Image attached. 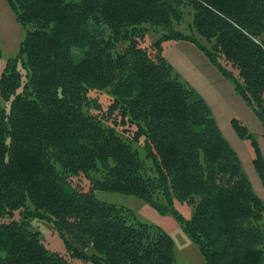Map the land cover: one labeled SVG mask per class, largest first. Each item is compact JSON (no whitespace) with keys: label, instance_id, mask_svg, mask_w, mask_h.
Instances as JSON below:
<instances>
[{"label":"trees","instance_id":"trees-1","mask_svg":"<svg viewBox=\"0 0 264 264\" xmlns=\"http://www.w3.org/2000/svg\"><path fill=\"white\" fill-rule=\"evenodd\" d=\"M6 2L25 35L0 75V264H175L170 236L95 191L171 212L207 264H264V201L163 56L167 43L194 46L264 128V0ZM149 29L160 35L143 46ZM101 92L104 110L91 98ZM173 201L191 206L187 220ZM35 219L65 255L45 248Z\"/></svg>","mask_w":264,"mask_h":264},{"label":"rangeland","instance_id":"rangeland-1","mask_svg":"<svg viewBox=\"0 0 264 264\" xmlns=\"http://www.w3.org/2000/svg\"><path fill=\"white\" fill-rule=\"evenodd\" d=\"M187 17L188 15L179 25H175L177 30L187 33L185 31L189 18ZM24 35V27L16 21L6 0H0V75L7 60L17 56ZM159 35L149 29L146 31L142 45H150ZM163 56L178 78L205 101L222 137L236 153L241 170L250 182L253 192L264 201V182L258 172H264V128L252 109L234 91L233 84L189 43H167L163 48ZM91 98L94 99V103L101 106L102 110L110 102V97L104 92L93 94ZM0 105H3L1 100ZM235 120L245 126L251 138L243 139L239 136L241 129L237 127ZM72 183L84 190L89 185L85 178ZM94 195L100 201L129 209L140 222L159 228L170 236L173 241L175 264H207L198 246L186 235L180 222L171 212L161 214L150 202L124 193L95 191ZM159 202L163 201L159 200ZM173 208L183 220L189 218L191 212L189 204L173 201ZM259 223L264 224V217ZM33 227L39 231L46 249L58 254H66L65 245L52 223L35 219ZM72 263L93 264L91 261L80 260H72Z\"/></svg>","mask_w":264,"mask_h":264}]
</instances>
